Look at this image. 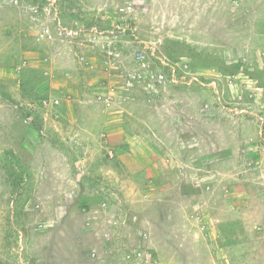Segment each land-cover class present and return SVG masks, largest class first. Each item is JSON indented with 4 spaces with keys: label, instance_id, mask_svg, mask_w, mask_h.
Masks as SVG:
<instances>
[{
    "label": "rangeland",
    "instance_id": "374dc122",
    "mask_svg": "<svg viewBox=\"0 0 264 264\" xmlns=\"http://www.w3.org/2000/svg\"><path fill=\"white\" fill-rule=\"evenodd\" d=\"M263 7L0 0V264H264Z\"/></svg>",
    "mask_w": 264,
    "mask_h": 264
},
{
    "label": "crops",
    "instance_id": "0c3cea01",
    "mask_svg": "<svg viewBox=\"0 0 264 264\" xmlns=\"http://www.w3.org/2000/svg\"><path fill=\"white\" fill-rule=\"evenodd\" d=\"M255 1L256 0H251V2H255ZM259 12H260V19H261L260 21H262V23L264 24V7ZM254 36H253V43L255 45H259L261 48L262 47L264 48V27L258 33H255ZM246 264H258V262H256V263L248 262Z\"/></svg>",
    "mask_w": 264,
    "mask_h": 264
},
{
    "label": "built area",
    "instance_id": "2783aa9c",
    "mask_svg": "<svg viewBox=\"0 0 264 264\" xmlns=\"http://www.w3.org/2000/svg\"><path fill=\"white\" fill-rule=\"evenodd\" d=\"M121 10L123 11V8H122ZM129 10H130V9L127 8L126 13H128ZM43 30H44V31H43V34H44V35H47L48 33L50 34V28L46 27V28H44ZM50 35H51V34H50ZM55 103H59V100H56Z\"/></svg>",
    "mask_w": 264,
    "mask_h": 264
}]
</instances>
